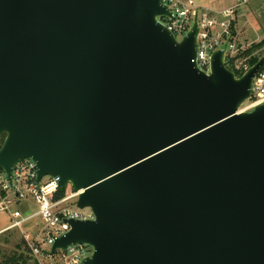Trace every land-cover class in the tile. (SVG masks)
Segmentation results:
<instances>
[{"label": "water", "instance_id": "obj_1", "mask_svg": "<svg viewBox=\"0 0 264 264\" xmlns=\"http://www.w3.org/2000/svg\"><path fill=\"white\" fill-rule=\"evenodd\" d=\"M161 0H0V171L31 159L93 221L67 220L48 255L81 264H264V104L195 63Z\"/></svg>", "mask_w": 264, "mask_h": 264}, {"label": "built area", "instance_id": "obj_2", "mask_svg": "<svg viewBox=\"0 0 264 264\" xmlns=\"http://www.w3.org/2000/svg\"><path fill=\"white\" fill-rule=\"evenodd\" d=\"M197 1L161 0V4L169 10L171 17H161L158 21L179 42L186 36L196 17L199 28L195 58L197 68L209 74L212 54L227 43L225 67L237 78L241 77L253 66L251 59L262 50L242 57L245 50L239 45L235 31L239 6L212 11L198 6ZM261 57L264 56L259 55L257 61ZM248 102H251L250 107L241 111H251L254 107L264 104V65L253 81L252 96ZM57 181L56 178L44 176L37 182V167L31 159H25L15 165L11 174V183L0 171V215H6L11 220V224L0 233L20 228L23 223L37 216L42 221V228L38 229L34 235L21 232L22 239L28 246L30 257L37 264H49L45 260L57 255L59 264H81L83 260L91 256L89 250L91 247L71 246L65 252L57 251L52 257L48 255L54 241L69 231L67 220L82 222L94 220L90 209H78L76 202L72 203L77 200L79 193L74 192L69 186L64 190V196L58 197L60 189ZM25 200L33 201L38 206L36 214L23 216L16 209L17 203Z\"/></svg>", "mask_w": 264, "mask_h": 264}, {"label": "crops", "instance_id": "obj_3", "mask_svg": "<svg viewBox=\"0 0 264 264\" xmlns=\"http://www.w3.org/2000/svg\"><path fill=\"white\" fill-rule=\"evenodd\" d=\"M209 1L205 8L212 11L239 6L235 31L238 43L242 46H250L264 40V0H206ZM261 9H259V2ZM243 9L244 11H240ZM260 10V11H259ZM254 11H258L257 14ZM256 17H253L255 16Z\"/></svg>", "mask_w": 264, "mask_h": 264}, {"label": "rangeland", "instance_id": "obj_4", "mask_svg": "<svg viewBox=\"0 0 264 264\" xmlns=\"http://www.w3.org/2000/svg\"><path fill=\"white\" fill-rule=\"evenodd\" d=\"M261 3L262 2L260 1L259 2V6H260L259 9H261ZM197 4H198V6L204 7V6H207L209 4V1L198 0ZM240 11H244V10L240 9ZM254 13L257 14L258 11L257 12L254 11ZM253 17H256V15ZM240 46L243 47L244 50H246L251 45L247 46V47L242 46V45H240ZM260 50L264 51V48H262ZM262 51H259L258 55H256L255 57L258 58V56L262 54ZM250 105H251V102L245 103L240 108V110L246 109V108L250 107ZM75 202L76 201H73L72 203H75ZM15 207L17 210H19L22 213L23 216L34 215L38 211V206L33 201H29V200L20 201L19 203H17V205ZM9 224H11L10 218L6 215H0V232L5 227H7ZM42 226H43V224H42L41 219L39 217L35 216L31 220L23 223L20 226V228H15V229H11V230H8L6 232L0 233V251H3V252L16 251L14 246L16 244L21 243V237H22L21 232H23L24 234H28V235H34L38 229L42 228ZM5 240L8 241V244H4ZM89 250H90V254H92V250L91 249H89ZM45 262L49 263V264H59V257L57 255L54 258L46 259Z\"/></svg>", "mask_w": 264, "mask_h": 264}, {"label": "trees", "instance_id": "obj_5", "mask_svg": "<svg viewBox=\"0 0 264 264\" xmlns=\"http://www.w3.org/2000/svg\"><path fill=\"white\" fill-rule=\"evenodd\" d=\"M262 48H264V40L257 44H252L248 49L243 52L242 57L249 56ZM261 56H264V51H262ZM250 62L251 65H254L257 62V58L253 57ZM2 141L3 140L0 141V147ZM64 193V190H59L58 197L64 196ZM4 244H8V241L5 240ZM14 248L16 251H0V264H37V262L32 257H30L28 246L26 242L22 239V237L21 243L16 244Z\"/></svg>", "mask_w": 264, "mask_h": 264}]
</instances>
